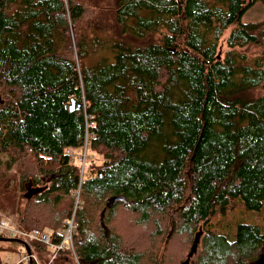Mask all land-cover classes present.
Instances as JSON below:
<instances>
[{
  "label": "trees",
  "instance_id": "16d2710c",
  "mask_svg": "<svg viewBox=\"0 0 264 264\" xmlns=\"http://www.w3.org/2000/svg\"><path fill=\"white\" fill-rule=\"evenodd\" d=\"M257 1L0 0V211L62 238L84 96L103 160L86 162L101 175L80 186L82 264H182L198 233L189 264L261 256L264 21L236 23ZM115 194L126 200L106 208L105 236L101 212Z\"/></svg>",
  "mask_w": 264,
  "mask_h": 264
},
{
  "label": "built area",
  "instance_id": "2783aa9c",
  "mask_svg": "<svg viewBox=\"0 0 264 264\" xmlns=\"http://www.w3.org/2000/svg\"><path fill=\"white\" fill-rule=\"evenodd\" d=\"M83 112H84V143L80 147L83 155L80 157V183L79 188L75 191V202L72 213L69 218L65 220V228L62 230V238L59 241H53L50 231H43L38 228L26 229L19 224L17 213H12L10 210L0 211V236L20 238L22 241L20 251L22 257L13 264L26 263V264H52L57 256L58 252L70 250L73 255V259L77 264H81L80 259L77 257L74 249L73 234L77 222L75 221L77 209L81 206L82 201L80 199V186L81 183L88 179L100 176L99 172H92L90 175L85 173V163L88 156V149L90 148L91 141L96 137V133L93 130L95 126V116L88 112L85 97L83 96ZM72 148L69 152L72 155ZM39 241L44 243L50 251V257L47 260H43L34 247V242ZM9 261V260H8ZM10 263V262H9Z\"/></svg>",
  "mask_w": 264,
  "mask_h": 264
},
{
  "label": "rangeland",
  "instance_id": "374dc122",
  "mask_svg": "<svg viewBox=\"0 0 264 264\" xmlns=\"http://www.w3.org/2000/svg\"><path fill=\"white\" fill-rule=\"evenodd\" d=\"M256 21H264V2L257 1L251 7H249L241 16L239 22L236 23H249ZM231 27L227 29L228 33ZM21 93V91H20ZM22 94H25L22 92ZM22 101V98L19 99V103ZM72 151V160L77 162L78 159L80 161V157L83 155L82 151L79 148H75ZM94 159L97 163L102 162L103 157L96 152H94L91 148L88 149L87 161ZM14 169V168H13ZM19 199V196H18ZM260 216L264 219V209L260 212ZM9 239H2L1 245L5 250L2 252L3 260L6 261L7 264H13L22 257V253L20 251L21 248V239L8 237ZM21 241V242H20ZM12 247V249H10ZM9 260V261H8ZM10 262V263H9ZM70 264H77L73 261H70Z\"/></svg>",
  "mask_w": 264,
  "mask_h": 264
},
{
  "label": "water",
  "instance_id": "95a60500",
  "mask_svg": "<svg viewBox=\"0 0 264 264\" xmlns=\"http://www.w3.org/2000/svg\"><path fill=\"white\" fill-rule=\"evenodd\" d=\"M73 105H74V102H73ZM43 189H44V187H42V186L41 187H27L25 190L24 196L27 198H30L33 194L38 193V192L42 191ZM120 199L126 200V197L124 195H121V194L112 195L108 199L106 206L104 207V209L101 212V225L104 229L105 236H108L110 233V229L104 221V215H105L106 208L110 207L112 204H114L117 200H120ZM199 241H200V234L198 233L195 235L194 240H193L192 245H191V248L188 252V256H187L186 260H184L182 262V264H189L190 258L197 252Z\"/></svg>",
  "mask_w": 264,
  "mask_h": 264
},
{
  "label": "flooded vegetation",
  "instance_id": "af4514ba",
  "mask_svg": "<svg viewBox=\"0 0 264 264\" xmlns=\"http://www.w3.org/2000/svg\"><path fill=\"white\" fill-rule=\"evenodd\" d=\"M191 245H192V244H191ZM191 245H190V247H189V250H190V248H191ZM174 247H175V246H174ZM176 247L178 248L179 245L177 244ZM180 248L183 249L184 247L181 246ZM189 250H188V252H189ZM188 252L185 253L186 258H187V256H188ZM186 258H185V260H186ZM191 258H192V257H191ZM191 258H190V260H191ZM189 263H190V262H189ZM250 264H264V253H263L261 256L257 257L256 259H254Z\"/></svg>",
  "mask_w": 264,
  "mask_h": 264
},
{
  "label": "bare ground",
  "instance_id": "6f19581e",
  "mask_svg": "<svg viewBox=\"0 0 264 264\" xmlns=\"http://www.w3.org/2000/svg\"><path fill=\"white\" fill-rule=\"evenodd\" d=\"M21 242V241H20Z\"/></svg>",
  "mask_w": 264,
  "mask_h": 264
}]
</instances>
